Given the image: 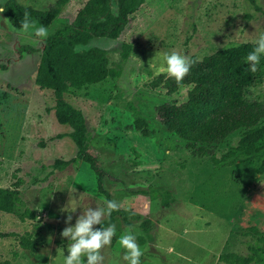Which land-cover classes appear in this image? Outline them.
Returning <instances> with one entry per match:
<instances>
[{"label":"rangeland","instance_id":"obj_1","mask_svg":"<svg viewBox=\"0 0 264 264\" xmlns=\"http://www.w3.org/2000/svg\"><path fill=\"white\" fill-rule=\"evenodd\" d=\"M18 1L38 9L56 2ZM84 1L69 0L47 27L49 34L69 23ZM110 1L115 11L116 0ZM136 19L138 35L128 58L121 57L119 39L95 37L84 45L104 48L120 74L64 94L85 118L86 151L103 171V188L125 212L103 221L116 225L111 245L102 249L103 264H127L117 240L129 226L143 252L141 264H225L222 252H248L252 226L264 232V175L240 161L214 165L188 154L156 111L161 103L184 101L187 87L172 95L150 88L156 76L150 65L159 66L157 52L201 59L252 42L264 32V0H145ZM19 30L0 13V186L17 184L24 206L36 216L20 220L0 211V264H63L67 216L74 224L83 210L103 207L107 198L89 164L78 158L70 127L56 120L52 91L35 83L45 39L33 43ZM245 96L264 103V75ZM137 119L152 134L143 136ZM146 220L152 222L148 231L142 227ZM25 234L35 251L20 245Z\"/></svg>","mask_w":264,"mask_h":264},{"label":"trees","instance_id":"obj_2","mask_svg":"<svg viewBox=\"0 0 264 264\" xmlns=\"http://www.w3.org/2000/svg\"><path fill=\"white\" fill-rule=\"evenodd\" d=\"M69 0H56L46 9L24 5L18 0H6L1 8L10 24L20 29L25 11L38 25L49 27L61 15ZM145 0H116V10L110 0H85L76 9L69 23L57 28L44 40L35 83L41 89H50L55 99L54 115L61 124L70 127L69 135L77 147V156L87 162L96 175L100 193L111 200L103 188V171L97 158L86 151L88 128L78 108L64 97L70 90H81L120 74L109 65L107 51L90 46L76 53V45H86L95 37L119 39L121 57H129L132 44L137 39L136 13ZM252 42H243L221 48L197 59L180 86L166 75L154 76L150 88H163L172 95L186 86V99L182 102L161 103L156 111L168 131L185 143V151L196 157H208L214 165L231 161L249 164L259 175H264V103L249 99L245 89L260 82L264 75V56L255 73L247 70L246 55L253 49ZM143 136L152 134L143 119L135 121ZM74 157L62 162L69 164ZM17 187L0 186V211L16 214L20 220L33 219L36 212L24 206ZM169 196L163 199L169 203ZM122 210L113 211L110 219ZM109 222H103L107 226ZM152 226L151 220L142 223L144 230ZM102 227V225H98ZM253 240L243 255L232 251L222 252L219 260L225 264H264V232L255 227L249 231ZM23 248L36 250L29 234L20 236Z\"/></svg>","mask_w":264,"mask_h":264},{"label":"clouds","instance_id":"obj_3","mask_svg":"<svg viewBox=\"0 0 264 264\" xmlns=\"http://www.w3.org/2000/svg\"><path fill=\"white\" fill-rule=\"evenodd\" d=\"M4 12L0 8V13ZM20 34L32 39L33 43H40L49 36V30L31 18L30 13L25 11L20 22ZM254 47L246 55L245 63L249 65L247 70L252 73L257 72L261 57L264 56V32H260L252 41ZM87 46L76 45L74 52L87 51ZM159 59V66L150 65L155 71V75H166L176 81L180 86L184 78L189 74L193 64L196 62L190 56L181 54L176 50L155 54ZM121 204L115 199H105L104 206L88 207L83 210L75 223H72L73 216L69 214L65 220L66 227L62 230L61 236L66 238L67 255L64 256L63 264H103L104 255L102 249L111 245L113 237L116 235V225L103 226L106 216H111L113 211H120ZM62 211L73 212L75 209L68 208ZM102 225V227H95ZM117 243L124 250L123 260L127 264H141L143 252L137 243L136 235L129 226L119 236ZM86 258V259H85Z\"/></svg>","mask_w":264,"mask_h":264}]
</instances>
